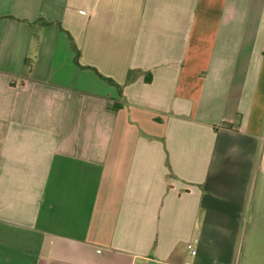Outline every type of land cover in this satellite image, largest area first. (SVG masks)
<instances>
[{"label": "crops", "instance_id": "0c3cea01", "mask_svg": "<svg viewBox=\"0 0 264 264\" xmlns=\"http://www.w3.org/2000/svg\"><path fill=\"white\" fill-rule=\"evenodd\" d=\"M0 16V264H264V0Z\"/></svg>", "mask_w": 264, "mask_h": 264}, {"label": "trees", "instance_id": "16d2710c", "mask_svg": "<svg viewBox=\"0 0 264 264\" xmlns=\"http://www.w3.org/2000/svg\"><path fill=\"white\" fill-rule=\"evenodd\" d=\"M2 16H0L1 18ZM51 23V21H48L46 19H43L41 17H38L36 18L34 21L30 22V24L32 25V28H34V37L37 38L38 35H37V30L42 27V26H45L47 24ZM77 57H78V52L76 51V54H75V60L77 61ZM26 64L28 66L31 65V60L28 58L27 61H26ZM107 82H110L112 83V80L109 78V77H103ZM129 75H128V79H129Z\"/></svg>", "mask_w": 264, "mask_h": 264}, {"label": "built area", "instance_id": "2783aa9c", "mask_svg": "<svg viewBox=\"0 0 264 264\" xmlns=\"http://www.w3.org/2000/svg\"><path fill=\"white\" fill-rule=\"evenodd\" d=\"M186 248L191 256H194L196 253V249L194 248V245L192 242H188L186 245ZM180 264H193V262L190 259L184 260Z\"/></svg>", "mask_w": 264, "mask_h": 264}]
</instances>
